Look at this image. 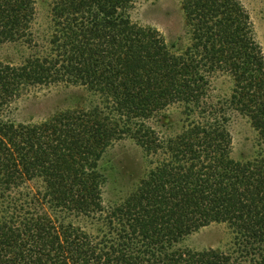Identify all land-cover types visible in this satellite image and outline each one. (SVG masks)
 <instances>
[{
    "label": "trees",
    "instance_id": "1",
    "mask_svg": "<svg viewBox=\"0 0 264 264\" xmlns=\"http://www.w3.org/2000/svg\"><path fill=\"white\" fill-rule=\"evenodd\" d=\"M42 1L39 35L35 0H0V264H264V56L242 3L178 0L180 45L132 21L142 0ZM58 85L86 99L13 119L24 94ZM233 115L256 135L247 159L232 156ZM123 141L143 172L106 203ZM211 224L228 229L224 249L185 245Z\"/></svg>",
    "mask_w": 264,
    "mask_h": 264
},
{
    "label": "rangeland",
    "instance_id": "2",
    "mask_svg": "<svg viewBox=\"0 0 264 264\" xmlns=\"http://www.w3.org/2000/svg\"><path fill=\"white\" fill-rule=\"evenodd\" d=\"M247 10L254 29L255 37L264 56V1L239 0ZM35 30L43 35L48 22V6L42 0H35ZM133 22L152 27L159 31L168 44L185 43L184 23L178 0H142L131 10ZM14 53L12 49H3L1 56ZM224 81L218 82L216 92L225 89ZM82 89L72 86L37 87L24 94L13 105V119L18 123H39L54 112L78 105L85 97ZM86 99V97H85ZM84 99V100H85ZM174 126L180 127L179 108H171L168 113ZM232 136V156L235 159H247L254 151L256 135L248 120L240 115H233L229 123ZM171 131H169L171 133ZM143 155L131 141L114 145L106 155L108 184L103 199L107 203L124 195L138 180L143 172ZM229 242V231L225 225L211 224L191 235L185 245L194 250H222Z\"/></svg>",
    "mask_w": 264,
    "mask_h": 264
}]
</instances>
